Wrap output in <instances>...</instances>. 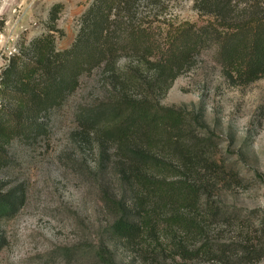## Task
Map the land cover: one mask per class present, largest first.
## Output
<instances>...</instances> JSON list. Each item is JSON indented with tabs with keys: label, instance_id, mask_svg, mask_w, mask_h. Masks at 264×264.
<instances>
[{
	"label": "trees",
	"instance_id": "1",
	"mask_svg": "<svg viewBox=\"0 0 264 264\" xmlns=\"http://www.w3.org/2000/svg\"><path fill=\"white\" fill-rule=\"evenodd\" d=\"M182 1L93 0L65 51L57 50L53 34L62 8L57 5L50 33L21 49L1 75L0 169L9 163L6 147L47 133L50 113L63 109L83 80L94 78L95 99L79 108L72 137H80L96 156L102 204L112 220L105 235L110 240L131 244L151 233L159 220L203 237L208 226H218L227 215L206 201L202 218L196 214L205 179L191 177H200L209 162L203 160L206 143L195 136L190 113L163 108L160 99L212 49L232 84L263 80L264 0H192L195 10L208 17L203 24L168 18ZM22 201L19 192L0 183V221L13 217ZM212 247L202 241L200 252L213 255ZM186 251L179 256L185 258ZM262 251L252 245L241 251L221 247L217 253L221 264H255L264 258ZM96 258L116 264L107 245L99 246Z\"/></svg>",
	"mask_w": 264,
	"mask_h": 264
},
{
	"label": "rangeland",
	"instance_id": "2",
	"mask_svg": "<svg viewBox=\"0 0 264 264\" xmlns=\"http://www.w3.org/2000/svg\"><path fill=\"white\" fill-rule=\"evenodd\" d=\"M92 1L1 0L0 79L21 49L50 33V15L57 5L62 8L53 33L56 48L70 49ZM168 18L208 21L192 0L171 8ZM94 83V78L83 80L63 109L50 113L47 133L6 147L9 163L0 169V183L19 192L23 201L13 217L0 221V264H101L96 251L104 245L116 264H221V247L241 251L252 245L264 255V79L248 86L232 84L212 49L186 68L160 99L163 108L190 113L195 136L206 143L203 160L209 162L200 177H191L205 179L196 214L202 218L206 201L227 215L218 226H208L203 237L159 220L151 233L131 244L105 236L112 220L102 204L96 156L80 137H72L79 108L95 99ZM202 241H209L216 252H200ZM182 250H187L185 258L179 256ZM255 264H264V258Z\"/></svg>",
	"mask_w": 264,
	"mask_h": 264
}]
</instances>
